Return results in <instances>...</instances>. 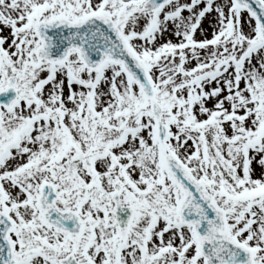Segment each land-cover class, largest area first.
Wrapping results in <instances>:
<instances>
[{"label":"snow or ice","instance_id":"snow-or-ice-1","mask_svg":"<svg viewBox=\"0 0 264 264\" xmlns=\"http://www.w3.org/2000/svg\"><path fill=\"white\" fill-rule=\"evenodd\" d=\"M0 264H264V0H0Z\"/></svg>","mask_w":264,"mask_h":264}]
</instances>
